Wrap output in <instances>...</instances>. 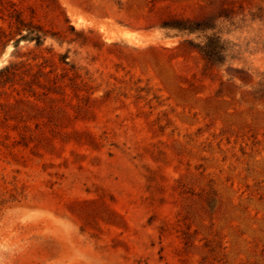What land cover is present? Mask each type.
I'll list each match as a JSON object with an SVG mask.
<instances>
[{
  "label": "rangeland",
  "instance_id": "374dc122",
  "mask_svg": "<svg viewBox=\"0 0 264 264\" xmlns=\"http://www.w3.org/2000/svg\"><path fill=\"white\" fill-rule=\"evenodd\" d=\"M0 264H264V0H0Z\"/></svg>",
  "mask_w": 264,
  "mask_h": 264
},
{
  "label": "trees",
  "instance_id": "16d2710c",
  "mask_svg": "<svg viewBox=\"0 0 264 264\" xmlns=\"http://www.w3.org/2000/svg\"><path fill=\"white\" fill-rule=\"evenodd\" d=\"M19 24L25 26L21 20H18ZM165 27L177 29L179 31H194V30H204L208 28V25L202 24L200 22L192 21H175L173 23H165ZM28 34L22 35L26 39H35L39 44L46 36V33L39 26L28 27ZM202 54L212 62H221L224 59V53L226 51L224 42L220 36H207L206 40L195 45ZM4 68L3 70H7Z\"/></svg>",
  "mask_w": 264,
  "mask_h": 264
}]
</instances>
